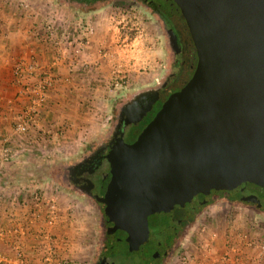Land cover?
Returning a JSON list of instances; mask_svg holds the SVG:
<instances>
[{
  "label": "water",
  "instance_id": "obj_1",
  "mask_svg": "<svg viewBox=\"0 0 264 264\" xmlns=\"http://www.w3.org/2000/svg\"><path fill=\"white\" fill-rule=\"evenodd\" d=\"M173 1L196 49V68L132 143L126 131L159 92L122 109L106 155L111 179L99 198L110 241L126 242L142 264H157L168 239L215 197L238 195L249 184L264 189V0ZM147 97L154 99L136 110ZM94 173L77 179L88 193ZM242 200L262 205L255 195Z\"/></svg>",
  "mask_w": 264,
  "mask_h": 264
},
{
  "label": "crops",
  "instance_id": "obj_2",
  "mask_svg": "<svg viewBox=\"0 0 264 264\" xmlns=\"http://www.w3.org/2000/svg\"><path fill=\"white\" fill-rule=\"evenodd\" d=\"M17 2L0 0V256L7 259L4 264H21L16 257V248L21 247L27 264H48L43 248L54 240L48 234L58 231L41 229L39 222L22 234V227L30 223L35 195L42 194L36 192L38 185L24 182L38 184L35 169L52 159L63 161L107 135L114 102L129 99L131 92L138 97V89L154 80L161 84L168 76L171 55L163 36H151L158 61L142 60L141 66L134 55L137 40L129 39L127 24L121 26L113 13L96 6L33 0L26 11ZM76 31L86 44L82 54L74 57L67 37ZM117 77L126 78L124 86L115 82ZM120 88L125 96L121 100L115 98ZM42 94L46 103L37 107ZM21 122L32 126L28 134L16 132ZM218 198L196 214L200 224L188 225L180 244L183 255L191 258L188 264H264V243L258 248L248 245V228L240 218L232 222L227 214L220 221H205L206 210L218 208ZM194 231L199 238L209 237L210 244L205 245L209 250L200 240L194 244ZM230 242L239 254L230 253ZM180 247L165 264H181L176 256Z\"/></svg>",
  "mask_w": 264,
  "mask_h": 264
},
{
  "label": "rangeland",
  "instance_id": "obj_3",
  "mask_svg": "<svg viewBox=\"0 0 264 264\" xmlns=\"http://www.w3.org/2000/svg\"><path fill=\"white\" fill-rule=\"evenodd\" d=\"M90 5V7L96 6V8L98 7L106 12L113 13V17H115L117 22H120L121 26L127 24L126 32L129 35V39H132V41L137 40V53L134 55L141 59L139 60L140 64L142 63V60L150 61V59H152L153 63L158 61L155 59L156 54L153 52L154 49H151L153 44L152 41L150 42V38L151 36H154V38L158 35L161 37L163 36L165 44L168 43L167 45H169L171 55V57H169L168 76L162 80L161 84L154 80L153 84L151 82L150 85H144L138 90L141 91L140 94H148L156 92L162 88L171 76L175 64V53L173 52L170 37L163 28L162 19L159 16L154 15L153 11L145 5L124 4L119 0H106ZM133 61L137 62L138 60L133 58ZM143 65L145 64H141V66ZM142 71L145 72V70ZM120 78L121 77H117L115 82L118 84L120 83V86H124L122 82L126 80V78ZM114 88L118 87L115 85ZM129 95L130 98L126 99L122 88L116 90L115 98L121 100V97L123 96L126 100L124 99L119 102H114V115L111 129L107 135L103 138L97 139L93 144L84 146L75 155L64 158L63 161H54L52 159V162L45 163V165H42L38 170L35 169L34 176L36 177L35 181L38 184L32 183V181L30 183L27 181L24 182L25 185H38L40 188L39 190H36V192L39 191L42 194L54 197L57 207L60 210L61 217H63L62 221H59V223L53 228L54 231L56 230L58 232L56 234H54L53 231L50 233V241L54 239L50 242V246L56 253L54 255L58 257L51 264H96L104 245L108 243L106 234L107 219L104 215L103 209L88 195L80 191V189L71 181V170L85 159L89 158L92 153L99 150L103 145L112 141L114 132L119 124L122 109L127 104L133 103L137 99L136 96L132 95V92ZM34 179L35 178H33V180ZM257 195L260 197L259 199L264 207V190H257ZM215 199H213L211 203H213ZM216 201V203H218V210H206L208 214H205V221L207 223L210 224L213 221L216 222V220L220 221L221 217L229 214L232 222H236L238 218H240V222H244L246 228H248L247 234L249 235V239L254 242V245L261 246L260 244L264 243V209H262V207H259L256 203L244 202L241 197L221 196ZM210 204L204 208H207ZM214 211L217 212V216H212L216 215V213H213ZM196 214L187 222L178 237L173 241L171 250L163 258L160 264H165L167 257L173 256V253H175L174 250L176 248L179 249L188 225L200 222L197 221L200 216ZM192 233H195L192 237L195 244L200 238L195 231ZM53 243L57 244V246ZM117 247V251L119 252L125 248L121 243H119ZM43 250V252L46 253V248H43ZM183 252L184 250L181 249V251L176 254L179 260L184 256ZM113 260L119 264H132L131 262L133 261L142 264V261L136 257L126 260L123 254H117L116 257H113Z\"/></svg>",
  "mask_w": 264,
  "mask_h": 264
},
{
  "label": "flooded vegetation",
  "instance_id": "obj_4",
  "mask_svg": "<svg viewBox=\"0 0 264 264\" xmlns=\"http://www.w3.org/2000/svg\"><path fill=\"white\" fill-rule=\"evenodd\" d=\"M68 1L85 3V4H94V3L106 1V0H68ZM119 1L124 3V4L145 5L146 7H149L153 11L154 15H157L160 18H161V16L156 11V8H155L156 6H158V7L162 6L163 7L162 9H164V11H166V12L171 11V10L173 11V9H175L174 6H176L178 8V6L174 3L173 0H119ZM179 11H180V9H179ZM174 15L177 16L176 14H174ZM162 24H163L164 30L167 32V35H169V37H170L172 47H173V52L175 53L174 69H173L171 76L169 77L167 82L163 85V87L156 91V92H159V98L155 102V104L153 105L152 109L147 112V114L142 118V120L139 122L138 125H131L129 127V129L126 131L124 140L127 143H132L137 139V137L140 135V133L143 131V129L153 120V118L156 116V114L160 111V109L162 108L163 104L168 99V97L171 94L179 91L182 88V87L178 86V84L180 82L179 79L184 78L185 76L187 77V75H185L186 71L188 69L191 70L193 68H196V65H197V55H196L195 47H193L190 43H188V45L184 44L183 41H181V39L177 35L175 36L177 38V41L175 42L174 40H172L173 35L170 33V30L167 28V26L163 20H162ZM176 81H177L178 87L176 86L175 88L170 89L171 87L169 88V85L175 83ZM170 90H171V92L167 95V93ZM152 93H155V92H152ZM148 94H150V93H148ZM153 99H154L153 97H147V98H144V99L136 102L135 103L136 110L148 106L149 103ZM117 129H118V126L114 132L112 141L103 145L101 148H99V150L92 153L89 158L85 159L83 162H81L79 165L75 166L71 170V181L80 189V191H82L84 194L88 195L93 201H95L97 204H99L101 208L104 204L100 203L99 198H102L104 196V194L107 190V186H108L110 179H111V172H110L111 167H110V164L107 162L106 155L110 152L111 146L116 141L115 134H116ZM88 162H91V163L88 164ZM86 164H88V165L85 167ZM89 171H95L94 176H93L94 188H93L92 193H88L87 191L83 190V188L77 182V179L79 176H81L84 179ZM259 189H262V188L255 186L253 184H249V185H247L245 191L238 194V195L241 198L246 197V196L255 195L259 199L260 197L257 195V190H259ZM262 206H263V204L261 205V207ZM104 209H105V205H104ZM107 221H108V219H107ZM181 230L178 231L176 236H174L175 239L178 237ZM106 234H107V231H106ZM168 241H169V239H168ZM118 244L119 243L114 244L112 242H108L107 244H105L96 264H119L113 260V257L114 256L116 257L117 254H123L125 256L126 260H130V258L133 256V254H131L129 252L128 244L126 242H121V244L124 245L125 248H123L122 251L120 250V252L117 251L118 250V247H117ZM168 245H169V243H168ZM116 247H117V249H116ZM167 254H168V252H166V255ZM161 258H162V253H161V257L156 260L157 264L161 263V261H162Z\"/></svg>",
  "mask_w": 264,
  "mask_h": 264
},
{
  "label": "built area",
  "instance_id": "obj_5",
  "mask_svg": "<svg viewBox=\"0 0 264 264\" xmlns=\"http://www.w3.org/2000/svg\"><path fill=\"white\" fill-rule=\"evenodd\" d=\"M32 0H18L17 6L22 10H30ZM67 43L68 47L70 48V51L74 57H77L82 54L84 50V46L86 42L84 39L77 33H73L72 36L67 37ZM118 84V83H117ZM45 94L38 97L37 103L35 104L37 107H43L46 103ZM32 126L28 124L27 122H21L17 125L15 128L16 132L19 134H28L31 130ZM7 158H11L10 153H6ZM23 206V205H21ZM63 217H61V213L59 208L57 207L56 200L54 197L49 196L47 194L43 195H35L34 198V205L32 211H29V224H25L22 227V234L27 235L30 228H27L31 225V227H35L36 224L41 222L43 226H41V229L47 228L48 231H51L55 225L59 223V221H62ZM203 232H206V229H203ZM3 234V233H2ZM50 237V233L48 234ZM47 236V235H46ZM46 236H43L46 237ZM51 239V237L49 238ZM200 241L202 243L203 248H207L205 245L209 242V237L207 235L200 237ZM208 244L207 250L210 249V246ZM248 245L260 247L259 245H254V242L249 241ZM228 250H230V253L237 255L240 252V249L236 247L235 245H232V242L228 243ZM46 253H45V260L48 264H51L57 257L53 249L51 248L50 244L46 247ZM264 248V245L262 246ZM229 256V253L226 255V257ZM16 257L20 261L21 264H27V257L25 255V252L23 248L18 247L16 248ZM191 258L188 255H184L181 257L180 262L181 264H188L190 262ZM7 259L5 257L0 256V264L6 263ZM66 263V262H65ZM61 264V263H60Z\"/></svg>",
  "mask_w": 264,
  "mask_h": 264
},
{
  "label": "trees",
  "instance_id": "obj_6",
  "mask_svg": "<svg viewBox=\"0 0 264 264\" xmlns=\"http://www.w3.org/2000/svg\"><path fill=\"white\" fill-rule=\"evenodd\" d=\"M174 7H175V9H173V11L171 10V11H168V12L164 11V9H162L163 8L162 6L161 7L156 6L155 8H156V11L160 14L161 19L165 22L167 28L170 30V33L173 35L172 40H174L176 42L177 41V38L175 36L177 35V36H179V38L181 39V41H183L184 44L188 45V43H190L194 47V45L192 43V39H191L190 33H189V30L187 28V24H186V22H185V20H184V18L182 16V14H181V12L179 11V9L176 6H174ZM174 14H176L177 16H175ZM194 70H195V68H193L191 70L188 69L186 71V74L185 75H187V77L185 76L186 78L184 77V78H180L179 79V81H180L179 84H178L179 87H182L183 88L186 85V83L192 77V75L194 73ZM176 86H177V81L175 83H173V84H170L169 85V88L171 87L170 89H173ZM170 92H171V90L167 93V95ZM223 196L236 197V198L240 197L239 195L232 196V195H227V194H225ZM102 209L104 211V205L102 206ZM262 209H264L263 206H262ZM200 210L201 209H199L197 211V213ZM195 214L193 216H191V218H193L195 216ZM104 215H105V212H104ZM105 217H106V215H105ZM191 218H189L188 220H186L183 223L182 229L185 227V225L187 224V222ZM106 219H107V217H106ZM107 239H108V242H111L110 239H109V237H107ZM173 240H175V237H170L169 238V241H168V243H169L168 251H164V250L161 251V253H162V258L161 259L162 260L166 256V252H169L171 250Z\"/></svg>",
  "mask_w": 264,
  "mask_h": 264
}]
</instances>
